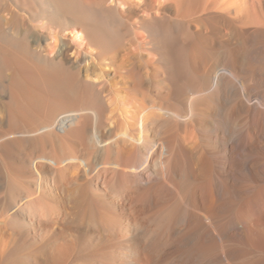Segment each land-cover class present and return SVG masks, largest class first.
<instances>
[{
	"label": "bare ground",
	"instance_id": "6f19581e",
	"mask_svg": "<svg viewBox=\"0 0 264 264\" xmlns=\"http://www.w3.org/2000/svg\"><path fill=\"white\" fill-rule=\"evenodd\" d=\"M203 10L179 19L190 43L151 47L157 57L150 60L108 41L99 28L88 64L68 62L63 48L44 58L49 66L41 59L44 47L28 46L35 58L25 69L82 103L48 125L77 135L85 166L56 176L47 200L77 208L91 223L62 230L50 223L53 261L75 251L95 256L97 264H264V57L257 50L264 0H218ZM63 14L89 27L73 12ZM212 20V36L191 29L193 21ZM126 52L134 57L118 59ZM16 83L37 99V86ZM81 84L85 96L75 93ZM107 94L114 99L108 102ZM98 179L101 185L89 190Z\"/></svg>",
	"mask_w": 264,
	"mask_h": 264
},
{
	"label": "rangeland",
	"instance_id": "374dc122",
	"mask_svg": "<svg viewBox=\"0 0 264 264\" xmlns=\"http://www.w3.org/2000/svg\"><path fill=\"white\" fill-rule=\"evenodd\" d=\"M217 1L195 0L191 5L190 0H0V264H97L95 256L75 251L63 262L60 259L53 261L49 256L46 229L50 223L59 230L69 224L91 223L77 208H64L60 203L55 208L47 200L55 186L56 176L65 171L81 170L85 166L77 135L48 125L57 115L79 108L82 103L78 98L70 101L61 91L50 90L25 69V66L31 67L29 65L33 64L35 58V55L27 53L28 46L35 49L44 47L41 59L58 57L60 50L65 48V60L80 61L84 65L94 58L91 46L99 43L95 34L96 28H99L105 35L108 34V41L116 46L127 47L131 52L142 51L143 59L150 60L157 57L151 47L169 44L175 48L190 43L191 39L181 34L184 28H181L179 19H187L188 12L195 9L199 11L197 13L204 12L202 8ZM245 1L248 5L255 2ZM53 3L63 8L60 9L62 13L56 14ZM63 10L86 20L89 27L68 23ZM212 23L214 25L213 20L202 24L193 21L191 29H203L205 34L212 36L209 33ZM194 41L198 43L199 39ZM262 41L260 37L257 39L261 58L264 57ZM130 54L121 53L117 57L120 60L134 57ZM46 61L50 66L51 61ZM262 66L264 64L260 71L264 73ZM89 70L99 71L91 66ZM20 81L37 86L36 100L28 99L17 89V83H14ZM75 93L85 96L87 87L81 84L76 87ZM124 93L120 92L121 95ZM123 97L125 108L133 110L131 100ZM106 98L110 102L114 96L107 94ZM112 106L114 104L109 103V107ZM111 115L110 109H106L105 116ZM100 181L98 179L97 184L94 182L87 186L88 189L91 187L94 190L95 186L101 185Z\"/></svg>",
	"mask_w": 264,
	"mask_h": 264
}]
</instances>
